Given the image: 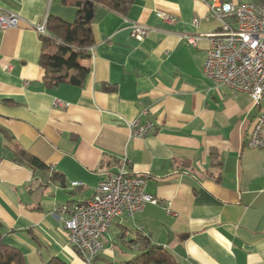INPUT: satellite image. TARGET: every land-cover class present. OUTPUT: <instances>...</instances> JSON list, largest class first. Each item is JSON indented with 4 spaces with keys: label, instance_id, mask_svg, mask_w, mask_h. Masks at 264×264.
<instances>
[{
    "label": "crops",
    "instance_id": "obj_1",
    "mask_svg": "<svg viewBox=\"0 0 264 264\" xmlns=\"http://www.w3.org/2000/svg\"><path fill=\"white\" fill-rule=\"evenodd\" d=\"M213 1L134 0L125 16L92 3L94 44L79 61L88 75L80 86H48L33 26L49 17L71 24L77 8L0 0L21 19L0 30V224L2 243L25 264H85L51 213L89 201L123 159L158 203L117 217L91 264H125L146 243L177 264H264V151L245 145L260 109L203 74L208 36L220 27ZM126 21L148 35L134 39ZM143 111L154 132L132 137L128 123ZM17 150L42 167L15 162Z\"/></svg>",
    "mask_w": 264,
    "mask_h": 264
},
{
    "label": "built area",
    "instance_id": "obj_2",
    "mask_svg": "<svg viewBox=\"0 0 264 264\" xmlns=\"http://www.w3.org/2000/svg\"><path fill=\"white\" fill-rule=\"evenodd\" d=\"M210 17L220 23L219 30L209 35L210 47L204 62L203 74L220 86L249 95L252 106L260 109L253 129L246 140V147L264 151V10L252 3L215 0L209 6ZM166 21L171 18L160 15ZM19 15L0 10V30L18 27ZM131 37L141 41L149 29L135 22H128ZM46 20L34 25L40 36H47ZM194 46L195 39L185 37ZM6 70H9L6 67ZM57 106H65L56 102ZM141 115L128 123L130 135L145 138L154 132V123L142 120ZM123 159L116 172H105L97 184L86 207L79 204L71 208L58 206L51 215L66 233L69 248L85 263L91 264L102 251V238L117 217L128 218L140 213L146 204L155 205L158 200L146 193V180L126 170ZM77 186V184H73ZM64 215H67L64 217Z\"/></svg>",
    "mask_w": 264,
    "mask_h": 264
},
{
    "label": "trees",
    "instance_id": "obj_3",
    "mask_svg": "<svg viewBox=\"0 0 264 264\" xmlns=\"http://www.w3.org/2000/svg\"><path fill=\"white\" fill-rule=\"evenodd\" d=\"M86 1L101 4L122 16L126 15L134 2V0H72L78 14L73 23L67 24L52 17L47 18L45 25L47 36H39L41 41L39 65L44 70L45 85L57 86L67 83L80 86L89 73L87 68L79 64L80 60L89 58L87 49L94 44L91 22L83 18ZM223 1L237 3L235 0ZM248 1L264 5V0ZM15 162L31 169L42 167L35 158L21 150H17ZM1 228L0 224V264H25L19 251L2 243ZM146 244V251L125 264H177L163 249ZM45 264L67 263L59 258H52Z\"/></svg>",
    "mask_w": 264,
    "mask_h": 264
},
{
    "label": "water",
    "instance_id": "obj_4",
    "mask_svg": "<svg viewBox=\"0 0 264 264\" xmlns=\"http://www.w3.org/2000/svg\"><path fill=\"white\" fill-rule=\"evenodd\" d=\"M92 2L86 1L85 7H84V20L90 21L92 18Z\"/></svg>",
    "mask_w": 264,
    "mask_h": 264
},
{
    "label": "bare ground",
    "instance_id": "obj_5",
    "mask_svg": "<svg viewBox=\"0 0 264 264\" xmlns=\"http://www.w3.org/2000/svg\"><path fill=\"white\" fill-rule=\"evenodd\" d=\"M252 5L254 8H263V10H264V5L254 4V3H252ZM79 207H86V203L79 204Z\"/></svg>",
    "mask_w": 264,
    "mask_h": 264
},
{
    "label": "rangeland",
    "instance_id": "obj_6",
    "mask_svg": "<svg viewBox=\"0 0 264 264\" xmlns=\"http://www.w3.org/2000/svg\"><path fill=\"white\" fill-rule=\"evenodd\" d=\"M238 4H244L249 2L248 0H235Z\"/></svg>",
    "mask_w": 264,
    "mask_h": 264
}]
</instances>
